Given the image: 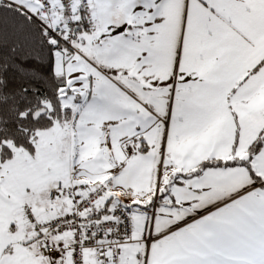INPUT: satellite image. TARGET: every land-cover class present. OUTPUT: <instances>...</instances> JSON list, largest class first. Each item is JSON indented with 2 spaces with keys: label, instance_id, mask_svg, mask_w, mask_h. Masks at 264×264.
Returning <instances> with one entry per match:
<instances>
[{
  "label": "snow or ice",
  "instance_id": "6c2138e0",
  "mask_svg": "<svg viewBox=\"0 0 264 264\" xmlns=\"http://www.w3.org/2000/svg\"><path fill=\"white\" fill-rule=\"evenodd\" d=\"M0 264H264V0H0Z\"/></svg>",
  "mask_w": 264,
  "mask_h": 264
}]
</instances>
